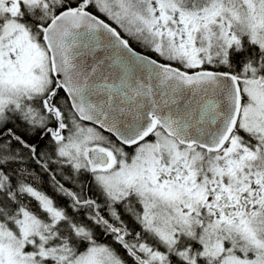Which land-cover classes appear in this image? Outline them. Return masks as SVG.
Wrapping results in <instances>:
<instances>
[{
  "label": "snow or ice",
  "instance_id": "6c2138e0",
  "mask_svg": "<svg viewBox=\"0 0 264 264\" xmlns=\"http://www.w3.org/2000/svg\"><path fill=\"white\" fill-rule=\"evenodd\" d=\"M0 264H264V0H0Z\"/></svg>",
  "mask_w": 264,
  "mask_h": 264
}]
</instances>
